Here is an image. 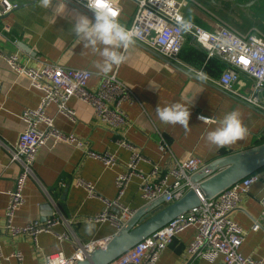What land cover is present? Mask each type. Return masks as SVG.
Wrapping results in <instances>:
<instances>
[{
  "label": "crops",
  "instance_id": "obj_1",
  "mask_svg": "<svg viewBox=\"0 0 264 264\" xmlns=\"http://www.w3.org/2000/svg\"><path fill=\"white\" fill-rule=\"evenodd\" d=\"M20 6L0 17V50L16 53L28 66H38L43 61L64 67L88 69L92 72L89 88L96 90L102 74L94 67L101 60L91 49L84 48L83 42L72 32L76 13L94 19L93 12L67 0V9L57 15L52 8H44L40 0H15ZM121 8L120 22L131 24L136 10L134 0H116ZM212 11V12H211ZM186 17L213 29L214 14L233 25L241 33L258 31L264 34V0H201L185 10ZM7 25L10 30H3ZM102 47V46H101ZM125 62L114 67L110 75L116 76L129 85L137 99L121 105L127 116V124L112 127L104 123L94 108L83 100L72 97L68 105L75 111V117L61 113L56 104L47 108L48 115L54 117V126L61 132L75 134L96 152H110L118 162L107 166L101 160L87 156L83 149L72 144L49 140L43 145L33 165V174L24 188L25 202L17 209L13 220L23 226L32 220L46 221L54 214L63 219L56 224L53 232H42L35 241L28 234L12 236L8 232L0 234L3 256L0 264H43L48 254L63 253L71 256L75 251L73 241L89 242L112 238L119 230L110 221H90L89 217L101 212L105 200L117 197L116 176L125 171L131 151L119 145L125 137L138 147L144 156L140 169L149 174L155 165L169 168L179 159L189 155L201 163H210L220 157L243 151L260 144L264 138V109L250 103L246 97L254 93V79L242 72L240 79L229 92L217 84L225 64L219 58H209L205 48L187 36L180 58L182 62L169 61L147 45L135 40L127 50H122ZM201 71L203 75L197 74ZM264 104V90L258 93ZM42 92L31 85L27 75L17 74L0 55V226L5 225L6 206L9 192L21 171V165L11 160L8 147L16 144L25 130L21 118L27 108H37ZM182 103L191 115L189 129L180 125H165L160 122L155 108L173 103ZM238 110L248 128V136L237 143L218 148L206 141L208 131L218 126V121L228 112ZM199 114L213 120L203 123ZM166 142L162 151L160 143ZM261 179L242 195L239 206L231 217L246 233L241 251L245 255L264 259V221L260 229L253 224L260 218L261 199L264 195V170ZM93 184L99 197H91L88 190L77 185L78 179ZM121 202L133 210L144 206L147 201L140 190V179L134 177ZM91 224V233L85 232ZM67 234L61 240L58 234ZM196 234L195 226H190L177 234L173 242L162 252L157 264H222V258L209 261L202 257H192L188 248ZM21 252L19 261L13 254Z\"/></svg>",
  "mask_w": 264,
  "mask_h": 264
},
{
  "label": "built area",
  "instance_id": "obj_2",
  "mask_svg": "<svg viewBox=\"0 0 264 264\" xmlns=\"http://www.w3.org/2000/svg\"><path fill=\"white\" fill-rule=\"evenodd\" d=\"M70 1L87 9L83 4L84 0ZM134 1L136 10L133 20L126 27L138 30L139 36L135 40L147 45L169 61L181 63L180 53L184 42L187 36H191L197 44L206 49L209 58L216 57L224 62L225 69L216 81L217 84L224 90L233 92L241 73H247L255 83L254 93L246 97V100L264 109V104L258 96V93L264 90V34L258 31L241 33L215 14L213 29L187 18L186 8L191 4H199L197 0ZM19 6L20 3L15 0H0V17ZM113 7L120 21L121 8L116 0H113ZM182 21L189 22L190 26L182 29L180 27ZM3 30L9 31L10 28L5 25ZM0 55L17 74L27 75L31 85L42 92L38 107L27 108L22 112L21 118L26 128L20 134L16 144L8 147L11 160L21 165V171L15 180L14 188L9 192L5 212L7 221L5 225L0 226V234L3 232H8L12 236L28 234L37 241L40 233L53 232L54 226L63 219L60 214H54L46 221L32 220L23 226L15 225L13 220L17 209L25 202L26 181L33 174L34 162L43 145L49 140H53L54 144L69 143L83 149L87 156L99 159L107 166H113L118 162L115 154L96 152L77 135L58 130L54 126V117L47 113L48 106L54 103L61 113L74 118L75 111L68 105V101L72 97H77L89 103L104 123L112 127H120L127 124V116L121 107L122 103L135 102L137 95L116 74H102L98 88L91 90L88 84L92 72L88 69L64 67L48 61L32 67L21 62L18 52L5 53L0 50ZM197 74L203 75L201 71H197ZM200 116L208 117L203 114H199ZM211 120L213 118L209 121ZM119 145L129 149L131 155L125 171L116 176L117 197L105 200V208L95 216L89 217L90 221H110L120 229L136 212L121 202V198L135 176L140 179V190L147 202L165 196L166 203H171L194 189L200 195L201 203L178 216L109 264H157L162 252L173 242L177 234L190 226L196 228L195 237L188 248L190 256L202 257L212 262L221 257L222 264H264V259L243 254L241 246L245 241L246 233L231 217V213L239 206L242 195L261 179L260 173L247 176L212 198H205L199 190L200 183L195 182L193 177L208 163H201L189 155L177 160L169 168L155 165L153 170L146 174L140 169V162L144 160V156L138 147L125 137L119 140ZM160 149L166 151V142L160 143ZM77 185L85 187L89 196L99 197L95 186L90 182L80 178L77 180ZM261 203L260 218L253 224L255 230L260 229L264 221V195ZM58 235L61 240L69 238L65 233ZM110 239L89 242L75 240L73 241L75 251L71 256L63 253L48 254L43 264H74L88 257L97 247L105 246ZM1 256L3 253L0 246ZM13 256L19 261L23 260L21 252H16Z\"/></svg>",
  "mask_w": 264,
  "mask_h": 264
},
{
  "label": "clouds",
  "instance_id": "obj_3",
  "mask_svg": "<svg viewBox=\"0 0 264 264\" xmlns=\"http://www.w3.org/2000/svg\"><path fill=\"white\" fill-rule=\"evenodd\" d=\"M40 4L46 9L52 8L53 0H40ZM83 4L93 12L94 19L77 12L72 24V32L83 42L84 48L91 49L94 54L101 57L94 67L99 74L107 75L114 67L118 68L125 62L126 56L122 50H127L135 43L139 32L120 23L118 13L113 7V0H84ZM66 9L67 0H56L53 11L58 16ZM189 26V22L185 21L180 24L182 29H187ZM155 111L161 123L178 124L186 131L189 129L191 112L184 104L177 102L164 107L158 105ZM199 119L203 123L210 120L204 116H200ZM247 136L248 128L241 118V113L233 110L218 121V126L214 130L207 132L206 141L209 145L223 148L244 140ZM93 227L91 224L86 225L85 232L91 233Z\"/></svg>",
  "mask_w": 264,
  "mask_h": 264
},
{
  "label": "water",
  "instance_id": "obj_4",
  "mask_svg": "<svg viewBox=\"0 0 264 264\" xmlns=\"http://www.w3.org/2000/svg\"><path fill=\"white\" fill-rule=\"evenodd\" d=\"M262 168L264 142L213 160L193 180L200 183L199 190L205 198H212ZM200 203L201 197L194 189L171 203H166L165 196L147 202L136 210L105 246L97 247L88 257L74 264H109Z\"/></svg>",
  "mask_w": 264,
  "mask_h": 264
},
{
  "label": "trees",
  "instance_id": "obj_5",
  "mask_svg": "<svg viewBox=\"0 0 264 264\" xmlns=\"http://www.w3.org/2000/svg\"><path fill=\"white\" fill-rule=\"evenodd\" d=\"M264 142V138L260 141V144H262ZM264 170V168H262L261 170H259L258 172H256V173H260V172H262Z\"/></svg>",
  "mask_w": 264,
  "mask_h": 264
},
{
  "label": "rangeland",
  "instance_id": "obj_6",
  "mask_svg": "<svg viewBox=\"0 0 264 264\" xmlns=\"http://www.w3.org/2000/svg\"><path fill=\"white\" fill-rule=\"evenodd\" d=\"M198 2H200L201 0H197ZM203 1V0H202ZM212 12V11H211Z\"/></svg>",
  "mask_w": 264,
  "mask_h": 264
}]
</instances>
